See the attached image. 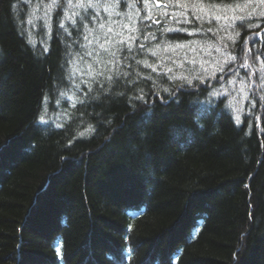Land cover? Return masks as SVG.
Listing matches in <instances>:
<instances>
[{
    "label": "trees",
    "instance_id": "1",
    "mask_svg": "<svg viewBox=\"0 0 264 264\" xmlns=\"http://www.w3.org/2000/svg\"><path fill=\"white\" fill-rule=\"evenodd\" d=\"M49 2L0 0V264H264L255 4L204 0L230 24L190 12L178 22L179 0H135L151 7L144 35L157 39L140 37L146 50L122 62L118 83L96 84L67 80L76 36ZM117 11L127 23L130 10Z\"/></svg>",
    "mask_w": 264,
    "mask_h": 264
},
{
    "label": "snow or ice",
    "instance_id": "2",
    "mask_svg": "<svg viewBox=\"0 0 264 264\" xmlns=\"http://www.w3.org/2000/svg\"><path fill=\"white\" fill-rule=\"evenodd\" d=\"M42 2L43 0H41ZM29 3L30 0H24L22 7L26 8ZM253 4H255V7L252 8V12L260 17H264V10L260 8L261 5H264V0H246L243 6L237 4L236 7L243 10ZM39 6L38 4L37 7ZM43 6L49 12L54 9L57 10L56 17L58 22L61 15L65 12L70 13L65 16V19L71 21V27L76 39L72 42L73 51L66 50L64 68L66 69L67 80L75 83V79L79 74L83 77L91 76L92 82L99 84V78H102L106 83H118L120 77L128 75L127 72L121 71V64L124 60L129 58L134 59L135 54L146 50V46L139 43L140 37H143L144 40H148L149 42L157 39L150 33L147 36L144 35L146 26L151 21V16H147L145 19L144 13L150 12L151 7L157 9L160 7L167 8L168 4L161 5L159 0H157L151 7H141L135 0L133 3H129V0H76L75 3L73 0H50L49 3ZM172 7L180 13V16L177 18L178 22L179 19L186 18L189 12L196 20H203L207 17L215 20H226L230 24L235 22L232 17L227 15L226 10L221 15H216L219 11L218 6L215 3H204V0H179L178 3L172 4ZM117 9L130 10L123 12L122 19L127 21V23L117 24L113 19V15L121 16V12L117 11ZM102 12L107 13V15H101ZM164 14L168 15L167 12ZM249 16H251V13ZM247 18L249 17L241 18L239 22L243 23V19ZM114 26L119 27L120 31H115ZM60 27L64 28V24L60 23ZM64 30L65 32L68 31L67 28ZM208 31L211 32L212 29L209 28ZM125 32L128 33L127 36L124 35ZM20 34L24 35L23 31ZM69 35L71 36L72 33H69ZM81 40L86 42L87 45H95V47L89 51L81 43ZM134 47L136 48V53H133ZM73 56H75V59H73ZM96 57H99V59H94L93 63L87 65L89 71L84 72L77 68V61L80 64H85L88 58ZM105 57L108 59L105 60ZM97 65H103V67L100 68ZM168 71L171 72L172 70L168 69ZM218 71H224L223 66L219 67ZM195 78L200 79L201 77ZM172 79L175 80L176 77H172ZM180 79L183 81V83L178 85L181 89L184 88L185 84H192V79L188 77L182 76ZM81 82L88 83L86 79ZM76 87L79 88V85H76ZM100 87H104V85H100ZM164 91L167 92L168 89H164ZM212 94L216 95V93ZM221 99L223 100V98Z\"/></svg>",
    "mask_w": 264,
    "mask_h": 264
}]
</instances>
